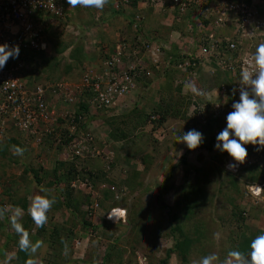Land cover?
<instances>
[{
	"label": "rangeland",
	"instance_id": "1",
	"mask_svg": "<svg viewBox=\"0 0 264 264\" xmlns=\"http://www.w3.org/2000/svg\"><path fill=\"white\" fill-rule=\"evenodd\" d=\"M68 10L69 14L66 18L62 19L60 22H54V24H51L52 28H50V30H53L52 32H54L56 36L61 35L67 40H73L72 35L74 34L71 33L70 28H67V26H78L80 27V31L77 36H83V39L85 36L86 40L88 37V43L90 40H93L94 42H92L90 46L93 47L95 45V50L97 47L96 52L99 51V47H103L105 41L103 38L105 36L108 37V40H114V38L116 40H122L131 38V35L136 33V29H134L133 26L134 24L128 22L123 23L121 19L123 20L126 18H124V16L120 17L115 15L110 5L106 4L103 10H98L94 7L80 6L76 8L69 7ZM227 29H224L223 33H226ZM87 31L89 34L86 33ZM163 43L166 44V42ZM52 49V45L50 44L49 54L53 53ZM69 61L67 51L64 55L62 65ZM38 63L41 65L40 60ZM39 65L37 64L35 69L39 68ZM162 67L163 64L161 68ZM33 68L34 67L30 65V72L33 71ZM207 69L209 71V68L206 67L204 69L202 67L199 68V71H203L201 74H204L207 72ZM211 71H213L211 73H214L215 75L213 74L214 76L207 77L206 82L199 79V86H201L200 89L205 93L204 97L201 99L199 108H201L200 111L203 110L204 114L206 113L205 108L208 101L212 100L217 109L223 106L224 102L221 103V94H226L225 101L228 102L229 98H227V93H229L228 90L230 88L227 87V84H230V87H235L234 84L238 85L240 80V77H233V80H230L228 77H225L222 72L217 70ZM70 77V75L66 76V78L69 79ZM197 77L199 78V72ZM223 84H225L226 88H222L221 91L219 86H222ZM233 89L234 88H232V91ZM189 94L190 97L188 94L184 96L173 93L172 97V100L174 101L173 105L175 104L173 109L180 110L182 114H184L183 112L185 111L186 116H180L177 118L170 117L169 119L158 123L157 121L160 120L159 114H156L153 111L150 112V114L157 115V119L155 120H151L150 116L148 117V114L146 115L145 121L141 126L139 125V133L130 135L132 142L127 148L131 150V155L128 160L129 150L126 149L119 151L120 146L118 145L120 144H116L115 139L113 138L114 135L105 132L107 129L104 126L107 124L104 123V118L107 115L103 114L94 119L92 127H96L97 129L96 131L98 134L96 133V135H99L97 141L98 145L102 146L106 142L109 147L115 151L116 156H120V160L117 162L118 167L115 171L117 178H127L130 175L131 179H135V188L133 190L129 191L127 188H124L129 192V198H132L131 203L134 204V201L138 200L140 215H143L145 218V224L148 228L146 231L150 233L149 237L148 234L146 236L145 232L142 231V237L140 234V236H138L140 238V243H134L133 241L137 239L136 232L131 230V228L127 229V227H123V229L127 231L121 237L117 247L114 248L115 252L113 251L114 254L112 257V259L114 257L119 259L117 253L126 250V252L124 251L122 253L121 264H158L160 257L166 255V249L173 245L175 236L179 235L178 233H175L174 236L170 235L168 238L165 236L167 232L171 231L172 227L170 213L177 210L178 206L180 210L181 206L184 204V201L180 202L182 201L181 197L177 196V191H179L177 189L184 186V190H187L190 184L203 187L205 189L204 192L206 193L201 197L196 196L197 198L195 197L196 199L193 201H201V204L197 206L196 214H192L183 220L187 223V228H190L191 226L193 227L189 234H192V236L195 235L197 237L195 240L199 242L196 247L193 246L189 259L186 262L182 259H178L174 254L168 264H195L200 258L211 253L217 254L219 260L223 261L226 259L227 253L230 250L236 249L239 243L243 240L244 235L247 237H253L254 234L259 235V230H264V178L258 177L255 181H252L249 178L248 180L245 179V176L249 175L250 177L248 168L255 163H259L260 166L264 167V150L257 151L255 146L251 144L245 145L247 149L253 147L252 152L250 151V157L247 156L246 161L243 164H239L235 170H229L227 165L229 163H234V161L228 154L223 157L218 155L219 150L215 148L216 142L214 143L212 150L201 147H198L195 150H189L184 143H178L176 139L178 135H182L191 129L197 131L201 130V126H199L198 123L202 120L200 117L202 113L198 112V110L195 112L191 105L189 107V98L193 99V96H195L190 90ZM234 102L235 101H232L231 105ZM86 119H88V117H86ZM97 122H99L100 125ZM109 125L114 128L116 122H111ZM219 126L220 127H217V134L226 127V119L222 120ZM13 135L10 133L9 139L13 138ZM210 137L211 133L209 134V138ZM209 138L205 139V141L208 142ZM8 140H6L5 143H9L13 148L8 144L6 146V152L3 153V151H0V154L3 155L0 156V203L6 206H9L10 204V197L9 192H6L5 189L10 190L12 187L31 188L23 179L26 174L24 172L26 167H29L32 164L35 166L41 165L40 162H38L40 157L45 160L44 165L48 158L49 160L57 158L54 155V152L49 151L50 154H44V151H42L41 148L39 149V147L29 146H27L29 148L28 150H23V155H16L14 154V149L15 147L22 148V145L20 144L21 142L19 140L20 143L15 140L13 142ZM185 153L187 154L186 163H183V155H185ZM35 155L38 157L37 160ZM59 156L60 155H58V157ZM221 157L223 159L222 162L219 160ZM197 167L201 169L198 170ZM187 168H190L188 173H186ZM44 169L48 168H45L44 166ZM145 169H147V171ZM170 173H173V176L172 179L167 182L166 178ZM232 176L238 179L241 190L234 188L230 181H228ZM28 177L30 179L29 175ZM137 181H142V184L136 185ZM165 184L169 185L171 188H168L165 191H163V188L159 189L160 193L163 192L162 197L164 204L162 205L158 201H155V194H153L152 189L156 188L158 185L164 186ZM147 187L150 189L149 193L143 194ZM258 191L260 194H257L259 193ZM124 203H126V201L121 199L115 205H124ZM128 203L130 204V200ZM177 203L179 205H177ZM106 211L105 208H102L99 210L98 214L91 218V220L97 225H102ZM132 215L138 219V214L133 212ZM242 216H244V218H242ZM127 218H129V216ZM56 219L59 220V217H56ZM65 220L68 221L65 218L61 219L62 222ZM153 223L157 224L152 225ZM195 226H197L198 229L195 230ZM157 227L159 237L155 232ZM63 231L65 232L66 229ZM81 232H83V229L81 227L77 228L72 242H76L77 236L84 237L81 235ZM121 232V229H118L115 236H118ZM3 239L4 237L0 235V243L3 242ZM89 243L90 241H87L85 244H78L77 249L72 246V257L78 261H82L83 259L91 260L92 258H90L88 254V251L90 250ZM199 243L202 244L203 247L201 245L199 247ZM14 244L15 243L12 242L11 246L8 248V256L11 255L14 257L13 253L17 251L16 247H13ZM133 247H136L135 254H133L132 251ZM104 252H106L105 243H101L100 248L96 252L97 254H95V259L93 258L94 263L100 264V259L103 257ZM50 260L51 259L44 257L42 261L41 259H38V263L47 264ZM14 261L15 259L10 258V264H13ZM108 264H114V261Z\"/></svg>",
	"mask_w": 264,
	"mask_h": 264
},
{
	"label": "built area",
	"instance_id": "2",
	"mask_svg": "<svg viewBox=\"0 0 264 264\" xmlns=\"http://www.w3.org/2000/svg\"><path fill=\"white\" fill-rule=\"evenodd\" d=\"M168 1L142 0L138 9L147 5L155 10L171 6L182 15L194 4L201 8L200 13L214 16L216 28L229 23L235 25L233 38L199 28L196 39L191 41L195 51L180 52L179 68L191 70L193 76L205 65L232 73L252 70L251 56L264 41V0H224L207 5V0ZM114 6L116 9L133 8L130 0H114ZM68 9L66 0H0V44L19 47L18 58H10L0 70V144L15 130L26 146L39 147L48 141L53 145L49 151L57 150L58 155L100 156L109 166L116 157L115 151L106 142L98 145L99 137L86 119L87 114L77 110V104L87 102L92 109L115 110L122 98L136 89L137 78L146 62L159 67L169 46L149 36L142 23L143 14L136 12L133 41H119L115 52L104 61L102 71L86 67L79 80L32 84L27 75L30 55L50 47L42 19L60 22L69 14ZM67 28L79 34L78 26L68 25ZM196 100L193 99L194 107L202 113V121H206ZM66 140L70 142L66 144ZM40 161L45 166L44 159ZM72 186L87 193L94 189L89 180L80 178L73 180ZM115 197L121 198L119 190Z\"/></svg>",
	"mask_w": 264,
	"mask_h": 264
},
{
	"label": "trees",
	"instance_id": "3",
	"mask_svg": "<svg viewBox=\"0 0 264 264\" xmlns=\"http://www.w3.org/2000/svg\"><path fill=\"white\" fill-rule=\"evenodd\" d=\"M140 1L141 0H130L134 7H137ZM120 13L121 11L116 10L114 12V14L118 16H120ZM49 19L50 18H44L42 20L44 23H46L44 32L47 36H49L48 39L50 44L52 45L53 53L49 54L43 51L31 53L30 65L34 68L32 72L29 71L28 78L32 84H36L40 81L57 82L61 79H65L68 75L71 76V80H79L82 75L86 60L89 57V54L87 53L85 47L83 36L79 37V39H77L76 41L67 40L61 35H59L60 37L56 36V34L52 32L53 30H50V28H52V22L49 21ZM51 32L53 35L51 34ZM67 51L70 61L65 62L62 65L64 55ZM109 56L111 55H108V57ZM39 60L41 62V65H39L38 63ZM37 64L39 65V68L35 69ZM234 85V88L237 89L238 85ZM228 91V102L225 101L226 95L221 94V103L224 102L221 108H215V103L212 100L207 102L205 108V114L207 115L204 114V116H206V121L200 120L198 123V125L201 126V130L199 132H201L204 136V142L199 146L201 148H208V150L213 149L214 143L216 142V137L219 134H217V127H220L219 124L221 123V121L226 119L227 114L233 110L231 102H236V100H239V92L236 91L235 94H233L232 87ZM198 97L199 99L201 98V96ZM192 101L193 99L189 98V107L193 104ZM196 101H198V99ZM77 110L80 113L87 114L90 112V106L85 102H80L77 105ZM197 110L198 108H195L194 111L196 112ZM215 110L216 112L214 113ZM155 113L160 115V120L157 121L158 123L167 120L169 117L177 118L180 116H186L185 111L183 112L184 114H182L180 110L173 109V111H169V109L166 108L164 110H156ZM210 133L211 137L209 138ZM208 138L209 141L206 142L205 139ZM69 142L70 141L66 140V144H68ZM52 147L53 145L50 142L46 141L44 144H42L41 150L49 151V149H51ZM252 148L253 147H251V149H247V151L249 150V157L250 151L252 152ZM61 150L63 152L64 148H62ZM2 151L3 153L6 152V146ZM226 154V152H218V155L222 157ZM129 155H131V152H129ZM186 155V153L185 155H183V163H186ZM222 157L219 158L220 162H222L223 160ZM128 159L129 157L127 158V160ZM118 160L119 158L116 156L114 158V161L108 166L106 164V161L103 160V158L100 156H71L70 154H68V156H64L60 153V156L57 159L56 165L53 169L46 170L42 165L35 166L33 164L29 167H26V169L24 170L26 174L23 179L25 180L26 184L31 187V189H27V187H12L10 188V190L5 189L6 192H9L10 197V206L7 207H20L24 210V214L20 218V223H22L23 227L30 233V239L32 240V242L34 243V240L36 238L44 241L45 246L39 249L35 256H33L32 258L36 259L37 261L38 259H41L42 261L44 257H47L48 259H51L47 264H98L94 263L93 261L95 259V254H97L96 252L100 248L101 243H105L106 252H104L103 257H101L100 264H108L112 261H114V264H116L117 262V264H121L122 253L124 251L126 252V250L117 253L119 259H116L115 257L112 259V257L115 252L114 248L117 247L118 242L121 240V237L127 231L123 229L124 226L127 227V229L131 228V230L136 232L137 239L133 241L134 243H140V238L138 236L141 235L142 237V231L145 232L146 236L148 234L150 237V233L146 231L148 230L145 224L146 220L143 215H140L141 213L138 208V200L134 201L133 204L131 203L132 198L130 199L128 196L129 192L127 190L131 191L135 188V179H131L130 175L127 178H117L115 171L118 167ZM189 169L190 168H187L186 173H188ZM197 169L200 170L201 168L197 167ZM145 170L147 171V169ZM248 170L250 173V177L249 175L245 176L246 180H248L249 178L250 180L255 181L258 177L264 178V167L260 166L259 163H255L253 166L249 167ZM28 175L32 176V178L29 179ZM172 176L173 173H170L166 178L167 182L172 179ZM78 178L89 180L90 183H92L94 189L91 192L87 193L83 190L73 187L72 181ZM228 181H230L231 185L234 188H236L237 190H241L240 183H238L239 181L236 177L234 178V176H232V178L230 177ZM137 184H142V181H137L136 185ZM124 187L127 188V190H122L125 189ZM41 188L46 189L47 192H41ZM160 188H163V191H165L171 187L165 184L164 186L158 185L156 188L152 189L153 194H155V201H158L163 205V192H159ZM117 190H119L120 192V199L115 197ZM149 190L150 189L148 187L145 188L143 194L149 193ZM177 190H179L177 191V196L181 197L182 201L180 202L184 201V204L181 206L180 210L178 206L177 210L170 213V221L172 227L171 231L167 232L165 236L168 238L170 235L174 236L175 233H178L179 235L175 236L173 245L166 249V255L164 257H160L158 264H168L169 260L174 254L178 259H182L184 262H186L189 259V255L192 252L193 246L196 247L197 243L199 242L195 240L197 238L195 235L192 236V234H189L193 227L191 226L190 228H187V223L183 220H185L192 214H196L197 206L201 204V201H193L197 197H201L203 196V194L205 195V189L201 186L190 184L187 190H184V186L179 187V189ZM37 194H47L50 198H54L56 200V203L52 206V209L47 213V224L40 228H38L34 224L31 217L27 214L30 197L32 198ZM121 199L123 201H126L124 205H126L129 210V218L127 219L125 224L123 222H119L117 224L111 223L104 218L102 225H97L91 220L92 212H95L96 210L99 211L102 208L109 210L111 207H114V205L117 204ZM129 200L130 204L128 203ZM96 203H98V206H95ZM177 205L179 204L177 203ZM5 206L6 205L0 203V208ZM88 207L91 208L90 211ZM133 212L135 214H138V219L133 217ZM56 217H59V220H57ZM63 218L67 219L68 221L65 220L62 222L61 219ZM242 218H244V216H242ZM156 224L157 223H153L152 225ZM79 226L83 229V231L89 232V234L91 235L89 240L90 250L88 251L90 258H92L91 260L83 259L82 261H78L77 259H74L72 257V248L75 246V243L74 241L72 242V239L75 235L76 229L80 228ZM8 229H11V226L8 216L6 215L4 219H0V235L4 237L3 242L0 243V264H10V258L15 259L13 264H25L26 260L29 259V255L19 250V236L15 233V231L11 232L8 231ZM65 229L66 231L64 232L63 230ZM118 229H121L122 232L118 236H115V233L118 231ZM196 229H198L197 226H195V230ZM155 232L159 237L158 227L155 229ZM258 234H264V230H259ZM256 236V234H254L253 237H247L244 235L243 240L239 243L235 250H239L247 255L251 250L250 243ZM12 242L17 243L13 246L17 249V251L13 253L14 257H12L11 255L8 256L9 253H7V250L11 246ZM65 243L67 244V254H65L64 251ZM133 245L136 246L135 244ZM200 245L203 247V245L199 243V247ZM132 249L133 254H135L136 247H133Z\"/></svg>",
	"mask_w": 264,
	"mask_h": 264
},
{
	"label": "clouds",
	"instance_id": "4",
	"mask_svg": "<svg viewBox=\"0 0 264 264\" xmlns=\"http://www.w3.org/2000/svg\"><path fill=\"white\" fill-rule=\"evenodd\" d=\"M111 1H112L111 8L113 9V11L114 12L115 10L121 11L120 15L124 16V18L128 20V23L134 24L136 12L137 13L141 12L144 16V20L142 22L144 25V28L147 32H150L147 26V22H146L147 21L146 11L148 8L154 9V7L147 5L145 7H142L141 10H139L138 6L142 2L141 0L137 7H134L132 5L133 8L130 10L116 9L114 6V0H111ZM222 1L224 0H216V1L207 0L206 5L218 3ZM230 1H233V0H230ZM66 2L71 8H76L80 6V7H94L98 10H103V8L108 3V0H66ZM167 3H169L168 0H167ZM191 7H194V10H192V15L194 17L191 16V18L201 20L202 22H206L204 25H201L200 28L204 29V31H206L207 33L214 31L217 35L221 37H232V38L236 35L234 24L229 23L224 27L216 28L215 23L213 21L214 16H209V14L203 13L202 10H201L202 12L200 13L199 11L201 8L197 7L194 4H192L190 8ZM190 8L187 10V12L182 14V16L184 15L185 17L186 14H188ZM154 12L160 13L161 10L154 9ZM231 26H233V29H232V31H234L233 36L227 33L226 34L220 33L221 29L225 27L231 28ZM78 31H80V27ZM134 36L135 34L133 35V37ZM126 40L133 41V38L131 40L127 38L122 39V40H116L115 48H116V44L119 41H126ZM87 45L88 47H91L90 42L87 43ZM49 52H50V47L47 53ZM18 56H19L18 46L10 48L7 44H0V70H2L6 66V62L10 58H18ZM107 58L108 56L105 57V59L102 61L99 69L93 66H89L87 65V63H85L82 75L84 74L86 67L93 68L92 70H94L95 72L102 71V69L104 68V61ZM164 59L165 57L163 58L159 67L153 65L152 63L151 64L157 69H162L161 68L162 64H163V67L166 65L164 63ZM250 63L252 64V70L243 69L241 70V72H236V73L217 69V71L222 72L225 75V77H228V79L230 80H233V77L234 78L240 77V80L238 82L239 100L232 104L233 110L229 112L226 116V127L217 135L216 144H215V148L217 150H219L220 152H226L234 161V163H229L227 165L229 170H235L239 164H243L246 161V158L248 156V151L245 145L251 144L256 147L257 151L264 150V41L260 42L256 46L255 52L251 56ZM146 65H147V62L141 72V76L137 78V81H136L137 87H138V82L140 78L143 77L146 71L145 69ZM202 67H206V65L201 66L200 68ZM211 68L212 67L210 66V70H213ZM29 71H30V68L28 69L27 75ZM198 72H199V69L197 70V75H198ZM197 75L193 76L191 74L190 76H188V79H186L187 83L185 84V87L189 89L195 95L193 96V99L194 98L198 99V105L200 106L201 99L204 97L205 93L202 89H200V87H197L195 86L194 83H192L197 80L198 78ZM62 80H71V79H62ZM71 81H74V80H71ZM219 87L221 91H222V88L223 89L226 88L225 84ZM227 87L231 88L230 84H227ZM232 88H234V86H232ZM236 91L237 89L234 88L233 94H235ZM198 96H201V98L199 99ZM191 106L195 110L194 103ZM107 113L108 112L105 110L90 108V112L87 113V117L90 120V122H93L95 118L100 117V115H103V114L106 115ZM152 116H155V118H152ZM150 118L151 120H155L157 119V115L150 114ZM9 135H10V132H9ZM9 135L0 144V151H1V148L4 146L3 144L6 142V140L9 139ZM127 138H128L127 140L129 141V138H131V136ZM176 139L178 143H184L189 150L197 149L204 142L203 134L195 129H191L188 132L183 133L182 135H178ZM19 141L21 142L19 143L23 145V142L21 141L20 136H19ZM23 146L27 147L26 145H23ZM14 154L23 155V149L19 147H15ZM37 158L38 157H36V160ZM40 160H41V157L40 159H38V162H40V164L42 165ZM41 192L46 193L47 190L41 188ZM257 194H260V193H257ZM55 203H56V200L54 198H50L47 194L45 195L37 194L31 198L29 206L27 208V214L31 217L32 221L38 228L43 227L44 225L47 224L48 222L47 213L52 209V206ZM7 206L0 208V219H4L6 214L10 213V215H8V219H9L11 228L19 236V241H18L19 250L29 255V259L26 260L25 264H38V261L32 257L35 256V254L38 252L39 249L45 246L44 241L37 240L35 243H33L32 240L30 239V233L23 227L22 223H20V218L24 214V210L20 207L9 208ZM88 209L90 211L91 208L88 207ZM98 212H99L98 210H96L95 212H92L91 218H93L96 214H98ZM128 216H129L128 207L123 204L119 206L111 207L104 214V218L107 221L111 223H115V224L119 222L126 223ZM81 235H83L84 237H80V236L76 237L77 240L74 246L75 249H77L78 244H85L87 241L90 240L91 235L89 234V232L83 231L81 232ZM250 249L251 250L247 255H245V253L239 250H230L227 253L226 259H224L223 261L219 260V257L217 254L211 253V254H208L200 258L197 262H195V264H264V234L257 235L251 241ZM64 251H65V254H67V244L66 243H65Z\"/></svg>",
	"mask_w": 264,
	"mask_h": 264
},
{
	"label": "crops",
	"instance_id": "5",
	"mask_svg": "<svg viewBox=\"0 0 264 264\" xmlns=\"http://www.w3.org/2000/svg\"><path fill=\"white\" fill-rule=\"evenodd\" d=\"M111 4L112 1L108 0L107 5L111 6ZM192 10H194V7H191L188 14H186V16L184 17V15L182 16L179 13L178 9H174V8L171 9V6H166V8L161 10L160 13H155L154 9H150V8L147 9L146 22L148 29L150 30V32H148L149 35L155 37L160 41L166 42V44L169 46V49L166 51V54L164 56L165 57L164 63L166 65L162 67V69H157L151 63L147 62V65L145 67L146 71L143 77L140 78L137 89L134 92L128 94L126 97L122 98L119 107H116L115 110H112L106 114L107 116L104 118L105 119L104 123L107 125L104 127H106L107 131L105 132L109 134L112 133V135H114L113 138L115 139L116 144L117 145L120 144L118 145L120 146L119 151L128 149L129 150L128 153L131 152V150L127 147L132 142V140L131 138H129L128 141L127 137L139 133L138 132L139 125L141 126L142 123L145 121L147 114L149 117L150 112L152 111L155 112L156 110L159 109L164 110L165 108L169 109V111H172V109L175 107V104L173 105L174 101L172 100L173 93L184 96L188 94L190 96L189 89L185 88V84L187 83L186 79H188V76L191 75L190 74L191 70L184 71L181 68H179L178 63L181 61L180 52L183 50L195 51V49L192 48L191 46L192 43L191 41L196 39V35L200 31L199 29L200 26L206 23V22H202L201 20L191 18V16L194 17L192 15ZM121 16L122 15H120V17ZM178 17H180V20H177ZM121 21L123 23L128 22L127 19H123V20L121 19ZM227 28L225 27L221 29L220 33L221 34L227 33L233 36L234 35V31H232L233 26H231V28L229 27ZM224 29H227L226 33H223ZM86 33L89 34L88 31ZM131 36H132L131 38H127V39L131 40L133 38V34ZM72 37H73V41L79 39V36L75 34L72 35ZM103 39L105 40L103 43V47L102 48L99 47L98 48L99 51L96 52L97 47L96 50H95V45L93 47H88L87 43L89 38L87 37V42H86V38L84 36L85 47L89 48V49L86 48L87 53L89 54L86 63L87 65L93 66L97 69L100 68L101 63L105 59V57L113 54L115 51L116 39L114 38V40L113 39L108 40V37L106 36ZM92 42L94 41L90 40V44ZM206 67L209 68V71L207 69L206 70L207 72H205L204 74H201L203 71L201 70L199 71V78L195 82H192L195 84V86L197 84V87H201L199 86L200 85L199 79L204 80L206 82L207 77L215 75L214 73H211L213 71L210 70L209 65H207ZM206 67L203 68L205 69ZM111 122L113 123L116 122V126L114 128H112L109 125ZM93 123L94 121L90 122L91 127ZM97 123L100 125L99 122ZM92 130L93 132L97 133L96 127H92ZM10 133L12 135L14 134L13 135L14 137L9 139L8 141L13 142L15 140L16 142H19L18 141L19 135L17 134V132H15V130H11ZM97 136L99 137V135ZM8 144L4 143L3 144L4 146L1 148V151ZM10 147L13 148L12 145H10ZM40 148L42 149V146H39V149ZM21 149L28 150L29 148L22 145ZM28 152L31 153L30 151ZM51 152H54L55 154L54 153L53 154L57 158L56 159L54 158L52 160H49V158L47 159L45 168L48 169L46 170L53 169L56 165L57 159L59 158L57 150L54 151L51 150ZM43 153L44 154L49 153V151H44ZM0 156L3 155L0 154ZM117 157L120 158L119 155ZM30 178H32V176H30ZM6 215L7 216L10 215V213ZM8 231L13 232L14 230H12L11 228L8 229ZM37 240H39V238H36L34 240V243Z\"/></svg>",
	"mask_w": 264,
	"mask_h": 264
},
{
	"label": "bare ground",
	"instance_id": "6",
	"mask_svg": "<svg viewBox=\"0 0 264 264\" xmlns=\"http://www.w3.org/2000/svg\"><path fill=\"white\" fill-rule=\"evenodd\" d=\"M259 187H260V185H259ZM259 192V191H258ZM260 193V192H259Z\"/></svg>",
	"mask_w": 264,
	"mask_h": 264
}]
</instances>
